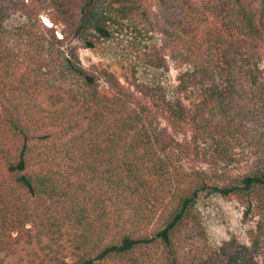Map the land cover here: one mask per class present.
I'll return each instance as SVG.
<instances>
[{
    "label": "trees",
    "instance_id": "trees-1",
    "mask_svg": "<svg viewBox=\"0 0 264 264\" xmlns=\"http://www.w3.org/2000/svg\"><path fill=\"white\" fill-rule=\"evenodd\" d=\"M127 29L175 83L83 64ZM0 264H264V0H0Z\"/></svg>",
    "mask_w": 264,
    "mask_h": 264
},
{
    "label": "rangeland",
    "instance_id": "rangeland-1",
    "mask_svg": "<svg viewBox=\"0 0 264 264\" xmlns=\"http://www.w3.org/2000/svg\"><path fill=\"white\" fill-rule=\"evenodd\" d=\"M45 17L43 16V20ZM56 27L58 35L62 36V26ZM155 36L150 38V35H146L143 39L139 38L142 41L141 47L143 48L145 43L158 41L159 36ZM135 37L136 32L133 29L115 32L111 39L99 43L95 48H80L81 60L87 67L96 65L109 69L123 82L136 77L147 82L156 80L166 84L175 83L177 66L172 63L168 71L149 67L137 52L138 46L133 44V41H137ZM197 207L213 244H221L232 236L238 237L242 242L247 241V225L242 221V207L235 198L205 193L200 197Z\"/></svg>",
    "mask_w": 264,
    "mask_h": 264
},
{
    "label": "water",
    "instance_id": "water-1",
    "mask_svg": "<svg viewBox=\"0 0 264 264\" xmlns=\"http://www.w3.org/2000/svg\"><path fill=\"white\" fill-rule=\"evenodd\" d=\"M47 19H48V18H47ZM48 21H49V22H46L45 19H44V22H45L46 24H48L49 26H52V25H53L52 22H51L49 19H48Z\"/></svg>",
    "mask_w": 264,
    "mask_h": 264
}]
</instances>
